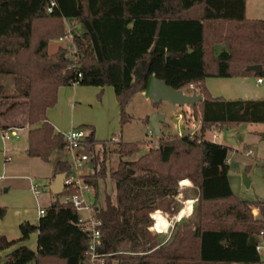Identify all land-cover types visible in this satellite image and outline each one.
<instances>
[{"label": "trees", "instance_id": "16d2710c", "mask_svg": "<svg viewBox=\"0 0 264 264\" xmlns=\"http://www.w3.org/2000/svg\"><path fill=\"white\" fill-rule=\"evenodd\" d=\"M50 1L0 0V100L29 101L30 157L49 162L67 145L48 121L54 101L34 97L36 84L56 88L77 80L112 86L121 123L130 99L148 89L153 75L204 98L191 106L201 120L195 135H163L136 159L131 157L142 150L140 143L116 142L111 152L118 156L117 167L109 173L115 196L106 197L104 206L93 205L102 221L98 252L105 264H264L256 250L264 230V201L235 197L229 148L207 138L213 127L264 122V99L214 98L205 85L209 76L253 75L247 67L256 64L262 65L258 77L264 78V20L247 18L246 0H53L51 13ZM64 19L81 53L73 72L63 46L49 52L50 42L66 34ZM90 129L83 144L97 164L94 169L100 167L85 179L98 191L111 140L98 141ZM68 171L67 160L57 162L56 172ZM183 179L196 187L193 228L186 230L184 224L167 240L150 231V215L171 209ZM67 194L57 193L38 224L21 223L19 238L0 234V264H86L90 237L78 224V211L62 201ZM6 210L0 206V218ZM36 232L33 250L25 242Z\"/></svg>", "mask_w": 264, "mask_h": 264}, {"label": "rangeland", "instance_id": "374dc122", "mask_svg": "<svg viewBox=\"0 0 264 264\" xmlns=\"http://www.w3.org/2000/svg\"><path fill=\"white\" fill-rule=\"evenodd\" d=\"M247 18L264 20V0H248ZM50 43V53L62 45L58 41V38ZM46 86L47 85L44 84H36L33 89V96L48 97L50 92L47 91ZM82 86L94 87L90 85ZM66 87L67 88H64V91H69L68 87H71V85H67ZM107 87H111L110 89L113 91L112 86ZM23 100L27 105L26 108H21L18 111L19 113L17 112L20 120L22 116L25 117L29 108V101L26 99ZM12 101L13 100H0V109H4L7 105H10ZM101 105V101L98 100L97 102L88 105L86 111L76 110L77 113L75 116L74 113L72 115V110L67 112L62 111L59 114L61 125L57 129L64 137L70 131L73 123L75 129H82L85 134L88 135L91 130L90 126L94 125L95 137L100 142L106 139H111L113 136H120V141L123 142H138L141 144L142 150L131 157L132 159H136L141 154L146 153L149 150V147L156 146L161 139L154 130L153 135L148 134V131L151 129L148 123V118L152 113L158 112L167 115L166 123L162 124L165 136H173L180 133V129L177 126V120L175 119V112L179 107L168 101L154 104L148 97V92H138L132 96L126 108L128 117L124 123H121L118 116L114 118L112 116L104 117V114L101 111ZM188 107L185 116L188 129L186 128L185 130L191 132L197 130V127L201 124V120L199 119V114L196 115L191 106ZM84 124L88 126H85ZM197 132H199V130H197ZM212 133L219 136L218 139H215V143L226 145L229 148L228 177L235 197L249 202L258 200L264 201V122H246L232 126L224 125L213 127L209 134L211 135ZM20 134L22 135L20 139L10 140L11 146L15 149L11 165L16 169L18 175H21L26 179L17 180L18 187L12 188L11 191L6 192L5 195L10 198L12 202L21 199V197L26 201H29V197L26 196L23 189L26 188L25 185H29V179L31 178L33 181L37 182L41 188L45 189L39 200L41 205H46L49 200L54 197L49 183L55 169V164L59 160L71 161L72 157L65 148L63 150L54 151L49 162L38 157L31 158L25 153L28 144L27 132L23 131ZM116 142L117 141H111L107 144V174L106 177L99 179V190L96 191L100 206L105 205L106 197H111L113 199L115 196V184L109 173L117 167L118 156L111 152L117 146ZM84 150L88 153L85 145ZM16 151L17 154L14 155ZM89 156L91 160L82 170V173L85 175L95 173L94 171H97L100 167L98 164V168L94 169L97 164L92 161V156ZM245 178L249 181L248 185L245 183ZM3 189V187L0 188L2 193ZM33 199L35 202V208L38 211L37 202L35 198ZM188 202L190 203L187 204ZM196 203L197 192L192 181L189 179L179 181L178 193L172 200L171 209H157L150 215L154 220L155 212L159 210L162 212L161 215L167 217V226L169 224V218L173 217V221H171L168 231L164 230L167 229V226L164 227L158 220L156 226L155 220L153 224H151L149 227L150 231H152L153 234L160 235L161 238H166L168 240L170 237L174 236L184 224V229L186 230L193 228L192 217ZM181 206L183 207L181 208ZM78 213L81 216L86 215L85 211H79ZM30 244L32 245L33 242L31 241Z\"/></svg>", "mask_w": 264, "mask_h": 264}, {"label": "crops", "instance_id": "0c3cea01", "mask_svg": "<svg viewBox=\"0 0 264 264\" xmlns=\"http://www.w3.org/2000/svg\"><path fill=\"white\" fill-rule=\"evenodd\" d=\"M247 11H248V0H246V16H247ZM56 50L57 49L53 50L52 53H54ZM257 78L258 76L254 74L249 76H235V77L209 76L205 79V85L210 95L214 98L219 97L227 100L264 99V81L263 83H258ZM69 85H71V87H68L69 91L67 90L64 91L65 90L64 88H67L66 87L67 85L59 86L56 88L51 86H46V89L48 92H50V94L48 97L41 96V98H46L48 100L54 101V105L47 110V117H48V121L54 126L56 132H60L57 128L60 127L61 125L59 114L62 111L67 112L69 110H72L71 111L72 115L74 113L75 116L77 111H86L88 105H91L92 103H95L98 100L101 101L102 103L101 111L104 114V117L112 116L114 118L118 116L121 121L120 106L116 99V94L113 87H112L113 91H111L112 90L110 89L111 87H107V86L88 87V86H82L80 84L79 85L69 84ZM145 92L147 93L148 89ZM23 101L24 100L12 101V102H17L18 104L10 110L7 109L9 105H7L4 109H0V188L1 187L4 188L3 193L0 190V206L6 207L7 209L5 216L0 218V234L5 235L7 238L11 240L17 239L21 236V231H20L21 223L28 221L32 224H38L40 215L35 208V202L33 198H35L37 202V206L38 207L40 206L44 209H46V207L50 205L53 201H55L57 198V193H54L51 190L54 197H52V199H50L46 205H41L39 198L43 194L45 189L42 188L43 189L42 193L38 198H36L35 194L30 188L31 181H33L31 178L29 179L30 180L29 185L28 186L25 185L26 188L23 189V191H25L26 193V196L29 197V201L28 200L26 201L23 197H21V199H17V201L12 202L10 198H8L5 195V193L11 191L12 188L18 187L17 180H21L25 178L22 177L21 175H18L16 169L11 165V161L13 159V152L15 151V149L10 144V140L20 139L22 137L20 133L23 131L27 132V137H28V132L30 128L27 123V112L25 114V117L22 116L21 120L18 116L19 113L18 111L23 107L26 108L27 104H25ZM187 108L189 107L188 106H186L185 108L179 107V109L175 112V119L177 120V126L179 127L180 132L190 133V131L185 130L186 128L188 129V125H186L187 119L185 117L187 114ZM166 119H167V115H166ZM84 125L88 126L86 124ZM4 127H6L5 129L13 128V127L21 128V130L19 131L20 137L19 138L12 137L11 139L8 140L4 139L2 135L3 131L5 130ZM72 127H73V123L71 125V128ZM90 127L94 128L95 130L94 125H91ZM161 129H162V124H161ZM199 129H200V125L197 127V130ZM197 130L191 132H197ZM209 135L210 134L208 133L207 138L212 139L215 133H212L210 136ZM27 149H28V144H27V148L25 149V153L27 156H29L27 154ZM16 154L17 151L14 153V155ZM56 164H55L54 172L51 176V181L49 183L50 189H51V185L55 181V177L57 174ZM91 199L94 203L98 202L99 204L98 195L96 194L94 188H93V193L91 195ZM183 206H181V208ZM191 206L193 207L192 204ZM161 213L162 212L158 210L157 212H155V215L156 214L161 215ZM155 215H154V220L156 226L158 218ZM166 218H167L166 216L162 215V224L164 227H166L168 223V220ZM171 221H173V217L169 218V224L166 227L167 229L164 230L168 231L169 226L171 225ZM37 239H38V233L37 232L33 233L31 234L30 238L25 242V244L29 246L31 249L37 250ZM31 241L33 242L32 245L30 244ZM13 249L14 248H11L3 252L1 254V257H5L6 254L10 253Z\"/></svg>", "mask_w": 264, "mask_h": 264}, {"label": "built area", "instance_id": "2783aa9c", "mask_svg": "<svg viewBox=\"0 0 264 264\" xmlns=\"http://www.w3.org/2000/svg\"><path fill=\"white\" fill-rule=\"evenodd\" d=\"M54 5V1L51 0L48 5V12H52V6ZM66 25V34L59 37L58 41L62 44L71 59L70 62V71H75L79 66V59L81 57V53L78 49L75 34L71 27L70 22L67 19H64ZM81 73L77 74V77L80 78ZM264 79L261 77L257 78L258 83H263ZM71 84H78V81H72ZM21 128H8L5 129L2 133L3 138L8 140L12 137L19 138V131ZM184 132H180L179 134H183ZM197 132H190L193 136ZM149 135H153V129L148 131ZM87 135L82 129H75L72 127L70 131L64 136L65 141L67 142L66 149L70 153L72 160L68 161L69 163V171L66 173V177L64 179V191H67L68 194L63 197L62 201L65 203L71 204L78 212L85 211L86 215H79L78 224L83 229V231L87 232L90 237L89 248L87 251L88 259L86 264H105L103 259V255L98 252L99 246L102 245V232L101 226L102 221L96 216V211L93 207L94 202L91 199V195L93 193V186L86 181L85 174L82 173V170L85 168L86 164L91 160L88 153L84 150V144ZM218 135H213L212 139H209L215 142V139H218ZM111 141H119L120 136H113ZM31 190L35 194L36 198L40 196L43 189L41 186L35 182L31 181L30 185ZM38 213L40 216L45 215L46 210L42 207H38ZM253 215L255 217H259V210L257 208L253 209ZM256 250L261 258L264 260V230L259 234V241L256 245Z\"/></svg>", "mask_w": 264, "mask_h": 264}, {"label": "water", "instance_id": "95a60500", "mask_svg": "<svg viewBox=\"0 0 264 264\" xmlns=\"http://www.w3.org/2000/svg\"><path fill=\"white\" fill-rule=\"evenodd\" d=\"M247 70L252 71L254 75L258 76L262 73L263 67L261 64L249 65ZM148 97L154 104H160L163 101L185 108L186 106H193L204 100L203 96L193 92L187 93L182 89H175L173 86L167 84L165 80L157 78L155 75L151 77L148 87ZM166 114L154 112L148 118V123L157 135L163 136L161 124L165 123ZM66 172H57L55 181L51 185V190L54 193H62L64 191V179ZM245 183L248 185L249 181L245 178Z\"/></svg>", "mask_w": 264, "mask_h": 264}, {"label": "bare ground", "instance_id": "6f19581e", "mask_svg": "<svg viewBox=\"0 0 264 264\" xmlns=\"http://www.w3.org/2000/svg\"><path fill=\"white\" fill-rule=\"evenodd\" d=\"M155 216L158 218V221L162 224V215L156 214Z\"/></svg>", "mask_w": 264, "mask_h": 264}]
</instances>
